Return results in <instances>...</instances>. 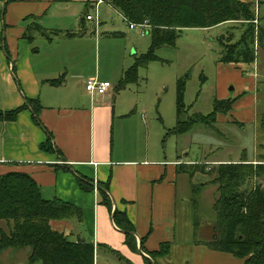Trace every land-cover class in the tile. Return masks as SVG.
<instances>
[{
	"label": "crops",
	"instance_id": "1",
	"mask_svg": "<svg viewBox=\"0 0 264 264\" xmlns=\"http://www.w3.org/2000/svg\"><path fill=\"white\" fill-rule=\"evenodd\" d=\"M92 1L0 0V111L22 106L26 97L37 98L42 106L39 124L34 122L29 107L14 120L3 122L0 174L26 173L38 184L45 199L58 198L78 207L80 219L56 220L50 225L73 241L92 242L94 264H123L107 248L116 250L133 264H144V258L152 261L149 253L157 251L162 243H169V253L157 257L153 263L166 264L182 250L187 264H243V259L207 246L213 240L215 219L202 220L195 226L186 219L190 194L196 199L189 181L198 175L179 171L180 164H176L177 161L184 166L199 161L231 163V159L192 160L179 156L175 160L154 161L139 158L130 148L115 153L114 119L117 114L119 118L126 115L114 111L113 97L118 83L104 95L89 96V101L80 93V85L84 86L88 79L80 80V59L92 47L80 48L84 35L67 37L62 31L80 28ZM36 28L60 32L47 39ZM27 29L32 36L30 40L25 36ZM255 65L256 61L219 63V74L224 71L232 74V78L219 82L222 95L217 99L235 98L229 113L234 109L238 114L246 110L249 114L244 119L257 126L256 101L250 98V92L259 88ZM58 76L61 83L49 82ZM230 83L237 87L232 96L227 90ZM221 114H217L216 122ZM48 136L53 152L40 149ZM249 160L257 163L255 159ZM78 176L90 181L92 191L80 188ZM100 183H107L111 211L99 202ZM205 183H201L203 188ZM114 209L126 214L132 226L130 231L114 223Z\"/></svg>",
	"mask_w": 264,
	"mask_h": 264
},
{
	"label": "rangeland",
	"instance_id": "2",
	"mask_svg": "<svg viewBox=\"0 0 264 264\" xmlns=\"http://www.w3.org/2000/svg\"><path fill=\"white\" fill-rule=\"evenodd\" d=\"M242 1L252 3L255 14L253 22L264 29V0ZM98 10L101 22L97 30L93 22L85 20L83 24L82 22L79 24L80 28L70 31L84 33L85 38L80 41V48L88 50L92 47L90 52L86 51L80 59V80L97 77L101 81H108L112 86L119 81L122 82L114 91L113 97L116 106L114 111L126 113L121 118L117 114L114 119L115 153L121 148L120 151L130 148L139 158L154 161H170L179 156L192 160L231 159V163H234L233 159L238 158L239 161L242 159L245 162L252 161L249 159L263 160L264 52L262 47H257L255 55V75L259 88L250 92V98L256 101L257 126L244 119L245 116L248 117V111L238 114L234 109L233 113L220 115L221 118L222 116L227 118L224 121L219 118L215 123V129L197 123L185 134L170 132L177 121V79L182 78L185 81L186 110L181 114V120L187 121L193 114H209L213 109V100L222 95L219 82L232 78V74L218 72L221 51L219 40L222 36L229 35H233L232 41L238 40L244 30L243 24L229 22L210 28L182 29L173 44L156 48L152 59L143 64L139 59L151 48L150 33L141 35L139 29L130 30L120 13L105 2L99 5ZM89 13H93L92 8L89 9ZM95 41L96 45H94ZM250 68L253 69L254 66L251 65ZM125 70H128L126 75L128 79L123 77ZM83 87L80 85V93L89 101L90 95ZM227 90L232 96L237 87L234 88L233 83H230ZM257 145L260 149L256 151ZM207 163L206 166L192 164L203 170L197 171L198 176L189 181V188L195 191L193 195L196 199L194 201L190 194L186 219L193 226L202 220L214 222L215 219L213 204L218 195V184L214 180L217 169L213 166L220 162ZM192 167L187 168L191 170ZM204 182L207 189L201 184ZM258 182L263 186L264 176L249 181L244 188L249 190ZM0 228L5 232L9 231L5 221H0ZM29 253V248H6L0 253V264H28ZM182 253V250L178 251L166 264H187L188 262L183 260ZM191 259L189 258L188 261Z\"/></svg>",
	"mask_w": 264,
	"mask_h": 264
},
{
	"label": "trees",
	"instance_id": "3",
	"mask_svg": "<svg viewBox=\"0 0 264 264\" xmlns=\"http://www.w3.org/2000/svg\"><path fill=\"white\" fill-rule=\"evenodd\" d=\"M9 1V0H7ZM70 2L73 0H58ZM128 20L150 24L152 44L149 52L139 61L146 64L154 56L156 48L173 44L178 33L188 28H210L224 23H240L244 30L238 40L232 36L221 37L220 63L255 62V45L264 52V29L254 24L255 14L251 2L242 0H104ZM258 22V21H257ZM38 29V28H36ZM40 34L51 39L58 30H40ZM67 37L82 36L80 31H62ZM27 39H32L29 29ZM129 70V69H128ZM127 70V71H128ZM127 71L123 72L128 79ZM61 77L51 79V84L61 83ZM122 82L119 81L118 88ZM185 81H176L177 121L170 131L172 134H185L193 125L200 123L215 129L216 116L231 110L235 98L213 100L209 114H193L187 121L181 120L186 110L184 105ZM30 108L34 122L39 124L38 113L42 106L37 98H28L18 108L0 111V129L3 122L12 121L23 109ZM43 151L53 152L51 138L40 144ZM219 163L214 179L218 184V195L213 204L215 222L213 240L208 242L210 249L229 253L243 259V264H264V185L254 183L249 190L244 185L253 179L264 176V158L256 164L248 162ZM178 165V170L193 175L203 171L197 166ZM82 190L92 191L90 181L77 177ZM99 202L111 211L112 204L106 194L107 183L99 184ZM81 218V210L58 198L45 199L34 179L26 173L7 172L0 174V221H5L9 231L0 228V253L6 248H29L28 264H94L92 242L73 241L67 235L53 229L51 221ZM114 223L122 230L130 231L131 223L126 214L118 209L112 212ZM129 238V237H128ZM102 244H97L100 247ZM143 250V239H141ZM123 264H133L116 250L107 248ZM169 243H162L157 251L150 252L152 261L169 253ZM144 258V264H156Z\"/></svg>",
	"mask_w": 264,
	"mask_h": 264
},
{
	"label": "built area",
	"instance_id": "4",
	"mask_svg": "<svg viewBox=\"0 0 264 264\" xmlns=\"http://www.w3.org/2000/svg\"><path fill=\"white\" fill-rule=\"evenodd\" d=\"M93 13H87L85 15L86 20L93 21L95 24V30H97V27L100 24V17H99V5L104 2V0H93ZM123 20L128 23V28L130 30L139 29L141 35H145L149 32L150 24L148 22H142V23H136L133 21L128 20L126 17H124L121 13ZM255 50H257V46L255 45ZM84 88L85 91L90 95L91 98H94L95 96H101L106 94L108 89L112 88V85L108 81H101L97 77L88 78L84 81ZM176 164H183L181 161H177ZM189 164V163H188ZM191 164L195 165H204L206 166L207 162H194Z\"/></svg>",
	"mask_w": 264,
	"mask_h": 264
}]
</instances>
